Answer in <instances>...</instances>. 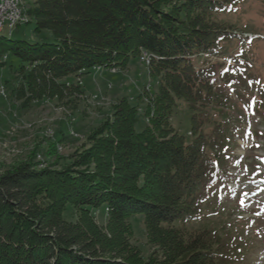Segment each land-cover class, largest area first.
I'll list each match as a JSON object with an SVG mask.
<instances>
[{
    "label": "trees",
    "instance_id": "16d2710c",
    "mask_svg": "<svg viewBox=\"0 0 264 264\" xmlns=\"http://www.w3.org/2000/svg\"><path fill=\"white\" fill-rule=\"evenodd\" d=\"M234 1L34 0L26 24L55 42L0 37V57L19 63L16 98L24 109L43 100L73 104L84 91L66 78L125 69L142 51L153 55L151 73L161 80L144 129L137 130L139 106L124 99L91 135L88 151L62 169L30 162L0 173V264H222L219 238L186 235L173 223L200 212L225 161L227 131L207 137L194 117L195 139L187 142L170 120L177 100L198 111L213 97L208 72L192 57L217 53L230 34L213 17ZM70 207L75 221L64 218ZM100 208L106 227L94 216ZM136 215L154 248L147 259L132 244Z\"/></svg>",
    "mask_w": 264,
    "mask_h": 264
},
{
    "label": "rangeland",
    "instance_id": "374dc122",
    "mask_svg": "<svg viewBox=\"0 0 264 264\" xmlns=\"http://www.w3.org/2000/svg\"><path fill=\"white\" fill-rule=\"evenodd\" d=\"M34 0H21L27 18L12 30L5 25L0 37L31 43H54L49 32L35 33L27 14ZM213 21L228 28L230 34L216 54L193 56L197 69L209 74L212 94L209 102L195 111L185 100H177L172 128L192 142L193 118L198 132L215 136L227 131L226 146L220 154L225 161L207 194L200 212L186 224L173 223L186 235L207 231L219 238L222 264H264V0H235L228 10L217 13ZM152 54L142 51L125 69L94 68L80 76L65 79L84 91L73 104L43 100L22 108L16 98L21 81L19 63L8 54L0 57V173L25 163H38L39 169H62L73 155L86 153L89 138L112 118L122 100L139 106L137 130L148 120L144 111L160 89V77L153 76ZM206 100V99H205ZM230 145V149L227 146ZM210 156L214 152L208 151ZM99 226L106 227L108 212L94 213ZM67 221L77 213L70 207ZM132 244L147 259L154 252L149 243L144 217L131 219Z\"/></svg>",
    "mask_w": 264,
    "mask_h": 264
},
{
    "label": "bare ground",
    "instance_id": "6f19581e",
    "mask_svg": "<svg viewBox=\"0 0 264 264\" xmlns=\"http://www.w3.org/2000/svg\"><path fill=\"white\" fill-rule=\"evenodd\" d=\"M6 2H10V7H12L16 13L11 14V20H3L1 22L0 32L3 30L5 25L12 30L17 24L27 20V18L22 15L21 0H0V9H4Z\"/></svg>",
    "mask_w": 264,
    "mask_h": 264
},
{
    "label": "built area",
    "instance_id": "2783aa9c",
    "mask_svg": "<svg viewBox=\"0 0 264 264\" xmlns=\"http://www.w3.org/2000/svg\"><path fill=\"white\" fill-rule=\"evenodd\" d=\"M16 13L12 7H10V2H6L4 9H0V25L3 20H11V14Z\"/></svg>",
    "mask_w": 264,
    "mask_h": 264
}]
</instances>
